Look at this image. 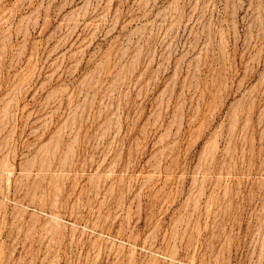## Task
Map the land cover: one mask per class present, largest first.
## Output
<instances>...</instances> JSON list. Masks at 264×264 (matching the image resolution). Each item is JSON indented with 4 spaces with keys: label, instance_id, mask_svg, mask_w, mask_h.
I'll return each mask as SVG.
<instances>
[{
    "label": "rangeland",
    "instance_id": "rangeland-1",
    "mask_svg": "<svg viewBox=\"0 0 264 264\" xmlns=\"http://www.w3.org/2000/svg\"><path fill=\"white\" fill-rule=\"evenodd\" d=\"M0 264H264V0H0Z\"/></svg>",
    "mask_w": 264,
    "mask_h": 264
}]
</instances>
